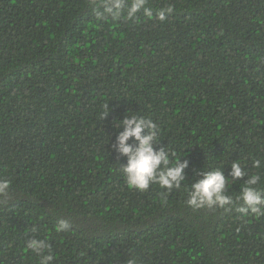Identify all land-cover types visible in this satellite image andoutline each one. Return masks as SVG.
I'll list each match as a JSON object with an SVG mask.
<instances>
[{
    "label": "trees",
    "instance_id": "obj_1",
    "mask_svg": "<svg viewBox=\"0 0 264 264\" xmlns=\"http://www.w3.org/2000/svg\"><path fill=\"white\" fill-rule=\"evenodd\" d=\"M146 6L100 20L90 0H0V264H40L32 238L50 264H264V215L186 203L215 169L235 200L236 160L264 191V0ZM126 115L188 160L180 188L128 187L114 148Z\"/></svg>",
    "mask_w": 264,
    "mask_h": 264
},
{
    "label": "clouds",
    "instance_id": "obj_2",
    "mask_svg": "<svg viewBox=\"0 0 264 264\" xmlns=\"http://www.w3.org/2000/svg\"><path fill=\"white\" fill-rule=\"evenodd\" d=\"M147 0H90V7L100 20L108 17L118 19L122 11L126 10L129 20L134 19L141 11L146 16L151 15V10L146 6ZM173 12L171 6L162 8L157 16L163 22ZM122 131L116 136L114 148L117 153L127 158L126 164L120 166L122 174L129 188L140 191L147 190L151 184H158L161 188L171 191L180 188L186 178L185 169L188 160L181 162L180 157L173 160L174 153L165 147L156 148L159 144L160 128L149 118L137 115H126L120 121ZM130 138L136 143L129 144ZM264 166L260 160L254 161V167ZM199 179L191 184L188 191L187 205L200 209L203 207H219L225 211L233 208L244 215H264V191L254 187L261 177L248 173L242 169L241 162L236 160L231 163V180L248 177L241 187L235 200L227 194L228 179L220 169L204 171L198 174ZM12 188L8 180L0 179V200L6 201L11 197ZM72 227L68 219L59 218L56 224L57 232H66ZM32 232H36L35 227ZM27 248L40 257V264H50L53 260L50 244L43 239L32 238L27 241Z\"/></svg>",
    "mask_w": 264,
    "mask_h": 264
}]
</instances>
